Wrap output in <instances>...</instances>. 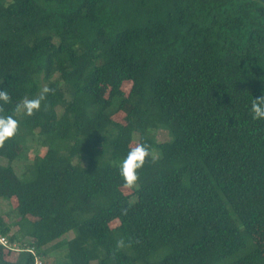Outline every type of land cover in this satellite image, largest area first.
Masks as SVG:
<instances>
[{"label":"trees","instance_id":"16d2710c","mask_svg":"<svg viewBox=\"0 0 264 264\" xmlns=\"http://www.w3.org/2000/svg\"><path fill=\"white\" fill-rule=\"evenodd\" d=\"M44 86L39 111L15 113ZM0 90V115L19 122L0 148L15 214L0 215V235L19 251L0 245V264L58 246L65 264H264V119L250 111L264 91V1L0 0ZM34 133L50 140L18 171ZM131 143L156 159L123 193Z\"/></svg>","mask_w":264,"mask_h":264},{"label":"clouds","instance_id":"9594fccd","mask_svg":"<svg viewBox=\"0 0 264 264\" xmlns=\"http://www.w3.org/2000/svg\"><path fill=\"white\" fill-rule=\"evenodd\" d=\"M50 92H53V89L44 86L38 97L22 99L16 104L14 109L15 113H21L26 116L34 115L35 112L39 111L41 102L46 99L47 94ZM0 101L5 104L10 101L9 93L6 90H0ZM250 111L253 120L264 119V91L252 101ZM2 112L3 107L0 105V113ZM18 127L19 122L13 115H0V148L4 146L7 140L16 134ZM150 156L152 161L155 162L156 157L152 156L147 145L136 144L130 148L123 160L117 164L118 173L125 187L134 188L137 186V181L139 179L138 170L144 167L146 159ZM122 244L123 241H118L117 247L122 246Z\"/></svg>","mask_w":264,"mask_h":264},{"label":"rangeland","instance_id":"374dc122","mask_svg":"<svg viewBox=\"0 0 264 264\" xmlns=\"http://www.w3.org/2000/svg\"><path fill=\"white\" fill-rule=\"evenodd\" d=\"M51 80H55V81L59 82L57 72L52 74ZM100 88H101V93L103 95H106V92H107L106 85L104 83H101ZM128 88H129L128 82H123L121 84V89L123 90L124 93L127 92ZM55 109H56L55 110L56 115L58 116L61 113V108L56 107ZM111 118L113 120L122 122L123 121V113L120 112V110L114 111L111 114ZM154 135H155V138L159 141L167 139L166 132L161 131V130L155 132ZM46 140L49 141L50 137L41 138V137H38L35 133L32 136H27L24 139V142H23L24 146L19 147L20 152H22L20 154V155H22V157H20L15 162V165H16L18 171H21V170L24 171L26 169L28 163H31V160L35 154H42L43 153V151L45 150V141ZM135 145H136L135 143H131L130 147H133ZM16 149H18V146H16ZM72 161L73 162L77 161V158H73ZM80 161H81L80 163L83 164V161L82 160H80ZM120 189L123 193H129L131 191L130 188L125 187V186H121ZM13 204H14L13 200H6V199L0 198V215L3 217V219L6 223H12L15 220V214H14L13 209H12ZM114 224H115V222L111 223V225H114ZM15 228H16V226H11L10 231H14ZM65 236L69 237L70 235L66 234ZM11 246H13V248H14L12 250L14 253L18 251L16 248H19V246L16 242L11 243ZM62 250H63V248L61 246L50 248L48 255L44 256V258H43L44 262L43 261L41 262V259H40V264H65V262H64L65 259L63 260V257H62V254H63ZM151 259H153V258H151ZM92 264H94V262H92Z\"/></svg>","mask_w":264,"mask_h":264},{"label":"built area","instance_id":"2783aa9c","mask_svg":"<svg viewBox=\"0 0 264 264\" xmlns=\"http://www.w3.org/2000/svg\"><path fill=\"white\" fill-rule=\"evenodd\" d=\"M0 245L5 246L11 250L14 249L13 246H11V243H9V241L2 235H0ZM16 249L19 251V248H16ZM26 250L33 253L32 248H27ZM32 264H40V260L37 256H35L34 262Z\"/></svg>","mask_w":264,"mask_h":264},{"label":"water","instance_id":"95a60500","mask_svg":"<svg viewBox=\"0 0 264 264\" xmlns=\"http://www.w3.org/2000/svg\"><path fill=\"white\" fill-rule=\"evenodd\" d=\"M262 1H264V0H262Z\"/></svg>","mask_w":264,"mask_h":264}]
</instances>
